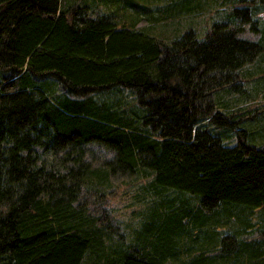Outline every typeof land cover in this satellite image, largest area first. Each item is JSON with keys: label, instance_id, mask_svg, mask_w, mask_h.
Listing matches in <instances>:
<instances>
[{"label": "trees", "instance_id": "obj_1", "mask_svg": "<svg viewBox=\"0 0 264 264\" xmlns=\"http://www.w3.org/2000/svg\"><path fill=\"white\" fill-rule=\"evenodd\" d=\"M263 11L0 0V264H264Z\"/></svg>", "mask_w": 264, "mask_h": 264}, {"label": "rangeland", "instance_id": "obj_2", "mask_svg": "<svg viewBox=\"0 0 264 264\" xmlns=\"http://www.w3.org/2000/svg\"><path fill=\"white\" fill-rule=\"evenodd\" d=\"M214 15L215 14L212 13V16L214 17V18H212L213 21L221 19V18H218ZM257 19H258V22L255 24L256 27L264 28V11L260 13V15ZM210 24H211V21H210ZM210 24H209V26H210ZM190 25L191 26L194 25V27L196 26L197 29H201V28L203 29V28H205L204 18L199 19V20H196V18L192 19V20H190ZM242 27H243L242 28L243 32L240 34V36L242 38H246V39L253 40V41H256L259 38L260 35L258 34V32L252 31L250 29V23L244 24V25H242ZM260 71L261 70H258L255 68L252 69L251 72H252V76H255V77H253L254 79L258 77L257 75L260 74ZM263 88H264V86H263ZM263 95H264V91H263ZM260 99L261 98H258L259 101H260ZM256 104H258V103H255L254 105H256ZM262 115H264V109L262 111ZM91 148H92V151H94V155H92V158H89V161L93 165H98L101 162H103L105 159H107L108 154L105 153L104 151H102L100 148H94V147H91ZM120 180L121 179H118L114 183H115V186H117L116 191H119V193L122 194L125 191V185L122 182H120ZM126 199L127 198L122 200L119 196H117V197L110 196V197H108V199L101 201L99 204L97 203V204L92 205V203H91V204H89V206L94 208L95 210H97L98 208L101 209V208H103V206H105L107 208L110 207L111 209L115 210V217H119L118 215H120L121 217H119V218L128 219L132 215V213H131L132 209H135V208L130 206V204H129V206H128V204L125 205L127 203ZM89 201H90V199L88 196L86 198V202H89ZM259 237H260V234L258 231H255L254 229H250L245 234L244 239H246V240L259 239Z\"/></svg>", "mask_w": 264, "mask_h": 264}]
</instances>
